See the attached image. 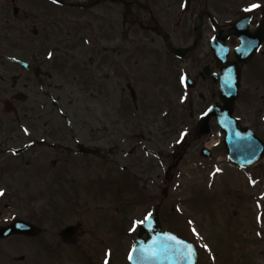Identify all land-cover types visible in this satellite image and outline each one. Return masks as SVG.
<instances>
[{
    "label": "rangeland",
    "instance_id": "374dc122",
    "mask_svg": "<svg viewBox=\"0 0 264 264\" xmlns=\"http://www.w3.org/2000/svg\"><path fill=\"white\" fill-rule=\"evenodd\" d=\"M65 16L72 34L64 36L63 45L86 53L89 46L83 43H89L82 36L92 33L89 52L94 59L104 56L91 68L94 84L88 90L86 66L79 68L69 54L63 56L64 115L57 120L62 150L25 155L37 163L57 159L59 164L50 171L52 164H47L42 178H37L24 163L21 178L26 186L14 197L15 214L28 217L47 209V236L60 235L62 227L80 222V236L98 243L97 253L107 245L118 264H124L119 255H125L129 237L136 236L138 222L158 210L164 227L187 237L190 231L208 246L207 264H264V161L241 172L220 152L222 161L204 160L200 144L188 143L170 178L168 167L176 162L173 153L186 133L189 108L184 109L182 71L172 67L173 55L164 38L141 31L120 43L119 36L106 35L102 17L73 21V15ZM128 84L136 90V106ZM69 122L79 140L87 139V124L94 129L89 144L97 154L89 158L73 154V142L67 139ZM145 148L159 152L160 158ZM219 151L225 154L223 147ZM58 173L61 177L54 182L60 191L50 194L47 187ZM36 246L28 250L16 240L0 241V264H9L11 253L32 259L38 254Z\"/></svg>",
    "mask_w": 264,
    "mask_h": 264
},
{
    "label": "flooded vegetation",
    "instance_id": "af4514ba",
    "mask_svg": "<svg viewBox=\"0 0 264 264\" xmlns=\"http://www.w3.org/2000/svg\"><path fill=\"white\" fill-rule=\"evenodd\" d=\"M65 14L73 15V21L79 17L86 21L102 17L106 35L119 36L120 43L126 36L141 31L164 38L173 55L172 67H179L187 77V144L204 142L205 137L197 136L196 126L210 106L220 102L224 64L240 67L234 116L264 140V0H0V189L4 190L0 196V227L19 217L15 216L14 197L26 186L21 178L24 163L37 178H42L47 164H52L49 171L59 164L57 159L37 163L25 155L34 156L39 150L43 154L49 150L54 155L62 150V127L57 120L64 115L63 56L69 54L79 68L86 66L87 90L94 84L91 68L96 59L104 56L94 59L89 52L92 33L82 36L89 43H83L84 47L89 46L86 53L80 47L63 45L64 36L72 34ZM88 31L91 32L89 28ZM3 39L21 43L8 44ZM101 48L102 53L106 52L103 45ZM176 48L181 49V56L176 54ZM214 125L212 119L211 129ZM69 129L67 139L73 142V154L82 158L93 156L88 150L94 149L89 144L94 129L87 124L88 137L82 135L85 139L80 140L70 122ZM30 144L33 145L18 151ZM38 167L40 170L34 174ZM60 175L52 178L46 191H60L55 183ZM39 218V236L0 238L1 242L16 240L28 250L38 244V254L32 259L24 253H11L9 264H105L106 259L108 264H118V257L115 260L109 254L107 245L97 253L98 243L80 236L81 223L73 237H64L61 232L47 236V219L42 214ZM24 219L36 223L35 214ZM186 239L196 247V264H206L205 247L200 246L196 237ZM126 251L124 256L119 255L124 264H128Z\"/></svg>",
    "mask_w": 264,
    "mask_h": 264
},
{
    "label": "water",
    "instance_id": "95a60500",
    "mask_svg": "<svg viewBox=\"0 0 264 264\" xmlns=\"http://www.w3.org/2000/svg\"><path fill=\"white\" fill-rule=\"evenodd\" d=\"M229 71L228 69L227 72L229 77H226L224 86L223 101L225 102V106H223V111L220 112L217 107H213L212 113L219 117V123L226 133L225 144L230 158L241 165L249 166L264 157V143L259 138L255 137L251 130L241 127L239 121L233 118V104L236 99L238 85L234 86V81ZM208 119L209 116L200 127V133L208 132ZM72 230L74 231V229ZM11 231L30 232V228L25 224H20L17 225V228H11ZM144 232H147L151 238L156 237L165 239L164 244L167 246V249L164 250V255L161 257L146 255L143 256V258H141L136 249H134L131 255L132 263L141 264L140 262L143 260V264H152L153 260L162 259L165 260V264H172L175 253L173 250H170V245H178L183 242L179 241L178 237L173 232L161 229L157 215L147 218L146 222L143 224L141 234ZM7 233L9 232H4L5 235ZM141 234L139 236H141ZM137 244L139 245L141 242L138 241Z\"/></svg>",
    "mask_w": 264,
    "mask_h": 264
},
{
    "label": "snow or ice",
    "instance_id": "6c2138e0",
    "mask_svg": "<svg viewBox=\"0 0 264 264\" xmlns=\"http://www.w3.org/2000/svg\"><path fill=\"white\" fill-rule=\"evenodd\" d=\"M252 8H255V7H257V5H252L251 6ZM50 57L52 56V53L50 52L49 54H48ZM4 195V190L3 189H0V196H3ZM151 215V213H149V216ZM138 223H142V221L141 222H138ZM195 231V230H194ZM205 247H208L207 245H205ZM130 259H131V257H130ZM105 264H108V261H107V259L105 260Z\"/></svg>",
    "mask_w": 264,
    "mask_h": 264
}]
</instances>
